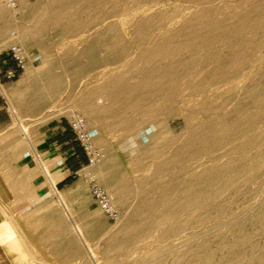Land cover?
<instances>
[{
	"label": "rangeland",
	"instance_id": "374dc122",
	"mask_svg": "<svg viewBox=\"0 0 264 264\" xmlns=\"http://www.w3.org/2000/svg\"><path fill=\"white\" fill-rule=\"evenodd\" d=\"M76 1L69 5L67 0H18V8L10 10L5 0H0V51L6 48V41L10 48L15 44L23 45L29 57L27 70L40 64L46 67L57 62L60 70L55 72L60 74L63 70L61 84L65 85L66 91L62 95L58 92L59 95L48 103L46 107H51L52 113L41 117L42 120L53 117L70 119L75 113L83 116L94 143L104 156L107 153L114 156L115 166L105 165L106 161L93 168L86 166L76 175V181L69 189L62 191L58 188L62 193H53L48 198L45 212H35L31 216L28 213L23 216L17 214L14 219L8 220L7 229L4 230L6 233L0 235V264H264V163L260 168L255 167L257 162L264 161V139L246 159L248 168L255 167L254 172L242 171L240 176L245 179L243 182L236 187H226L215 198L198 206V210L186 211L183 198L174 200V197H170L142 216L134 214L140 203L127 193L150 188L153 196L142 202L145 206L163 197L171 185L168 178L172 173L159 168H162L167 153L186 130L187 111L183 106L188 101L195 108L201 97L203 104L210 106L213 88L200 97L188 91L186 94V83L189 81L183 82L180 78L181 87L176 98L180 102H156V106L162 105L159 119L145 117L137 112L134 122L125 129L111 126L101 112L94 125V134L79 101L94 94L96 98L93 104H97L100 109L109 104L118 109L123 101L128 100L134 103L140 94L139 90L129 98L119 97L112 102L105 101V104H99L98 97L107 92L106 88L109 91V87L112 91L132 87L140 78L130 70L127 59L118 58L116 50L109 49L111 43L102 35L104 22L100 20L104 9L96 8L76 17L82 3L87 0ZM148 1L129 0L120 5L115 2L112 6H120L125 13H121L119 18L129 17V20L137 17L138 9L151 3L158 6L159 11L175 23L167 27L158 25L141 29L140 34L166 35L172 28L180 26L187 14L201 11L214 2L218 7L214 19L220 16L229 18L234 9L247 5H264V0ZM152 5L151 8H154ZM120 29L124 35L123 42L132 52L150 49L151 43L135 45L134 37L129 34L127 27L121 26ZM214 34L218 35L217 31L209 37H215ZM229 45L230 42H224L217 51L214 49L220 54L226 52ZM211 50L213 48L200 55L191 54L192 63L197 60L202 62L205 54ZM254 53L255 61L259 64L263 54L260 51ZM180 57L178 54L166 64L178 63ZM179 70L177 72L181 73ZM259 82L264 83V72H260L251 82L246 80L239 83V88L248 85L251 89ZM227 88L222 87L221 90L226 92ZM221 102H224L228 114L224 119L230 123L228 127L252 109L244 90L234 97L224 93ZM12 106L17 110L15 105ZM18 113L15 119L19 120L21 117ZM155 136L160 140L153 141L155 152L151 153V142ZM206 159L205 162L209 163L210 158ZM92 180L110 194L121 212L119 221H110L94 202ZM180 183L181 186L185 185L183 181ZM199 220H203L202 223ZM142 226H147L143 233ZM125 236L132 239L135 236L126 249L122 247Z\"/></svg>",
	"mask_w": 264,
	"mask_h": 264
},
{
	"label": "bare ground",
	"instance_id": "6f19581e",
	"mask_svg": "<svg viewBox=\"0 0 264 264\" xmlns=\"http://www.w3.org/2000/svg\"><path fill=\"white\" fill-rule=\"evenodd\" d=\"M75 1L67 0L69 5ZM128 1L87 0L82 3L76 17L96 8L104 9L100 20L104 22L102 35L111 43L109 49H115L118 58L127 59L130 70L140 78L134 86L119 91H112L110 87L108 91L106 88L107 92L98 97V103L105 104V101L112 102L119 97L129 98L132 93L139 90L137 101L134 103H130L129 100L123 101L118 109L113 104L100 109L99 106H96L97 104H93V99L96 97L94 94L92 96L90 94L81 100L82 102L79 101V106L88 117L91 130L95 134L94 125L101 112L111 126L125 129L129 123L134 122L137 112L145 117L159 119L162 105L156 106V102L173 103L174 100L176 104L180 102V100L176 101L177 92L181 87L180 78L183 79V82L184 80L189 81L188 84L186 83L187 89L184 93L188 91L200 97L213 88L211 107L203 104L202 97L196 102L198 104L195 108H193L194 104L188 103V101L183 106L187 111L185 115L186 130L167 153L162 168H159V170L163 169L172 173L168 178L171 185L163 197L153 200L150 206H145L142 202L153 196L149 187V189L145 187V190H139L136 193H127L129 197H135L140 203L138 209L133 210L138 217L148 210L156 209L162 200L170 197H174V200L183 198L186 211L191 212L206 201L215 198L226 187H236L240 182H243L245 179L240 176L242 171L252 173L255 167L260 168L264 163L263 160H260L256 166L253 164L255 167L249 168L246 164L250 152L259 148V142L264 139V83H256L251 89L248 88V85L239 88V83L246 80L251 82L260 72H264V5L261 7L247 5L234 9V13L229 18L220 16L222 18L214 19L216 11H218L216 10L218 7L215 6L216 2H214L201 11L187 14V17L181 20V25L172 28L166 35H141V29L155 28L158 25L167 27L175 21L168 19L166 14L159 11V7L152 3L154 8H151V5L142 9L137 8L140 10L138 11L139 15L135 14L137 10L134 7L133 14L137 17L132 20H129V17L127 19L119 18V15L125 12L119 8L120 6L117 8L112 6L113 3L117 2L120 5ZM141 4L143 3L141 2ZM134 5L132 4V6ZM109 6L111 8L106 10ZM230 10L233 11V9ZM32 18L35 17L32 16ZM121 26L127 27L129 34L134 37L135 45L139 46L142 43L150 45L151 43L150 49L142 50L139 53L132 52L123 42L124 35L121 32ZM216 31L218 35L214 34L215 37H209ZM178 38H182V40L177 41ZM224 42H230L228 50L217 54V49ZM211 48L214 51L207 52L202 62L197 60L196 63H192L191 54L200 55ZM256 51L263 54L259 64L254 57ZM178 54L181 55L178 63L175 61L173 64H166L170 59H175ZM178 70L181 73H178ZM55 84H57L55 85L56 89L45 92V95L41 86H36L35 92L29 99L30 109L37 111L45 108L59 93L62 95L66 91L65 85L58 82ZM257 85L259 86L257 87ZM222 87H228L227 91L223 92ZM243 90L247 92L248 104H251L252 109L243 113L242 119L233 121L228 127L227 124L230 123L224 120L228 114L224 109V102H221L223 94L229 93L234 97L239 96ZM34 94L39 96L35 97ZM22 129L24 130L23 127ZM218 136L219 140L214 141ZM155 139L160 140L157 136L152 139L151 153L155 152V142H153ZM206 158H210L209 163L205 162ZM114 159L111 153H107L103 161H106L105 165L113 167L115 166ZM179 166H181L180 169H178ZM181 181L185 182L184 186H181ZM201 221L199 223H202ZM146 228L147 226H142L141 232L143 233ZM134 238L135 236L133 239L125 236L122 240V247L128 248Z\"/></svg>",
	"mask_w": 264,
	"mask_h": 264
},
{
	"label": "crops",
	"instance_id": "0c3cea01",
	"mask_svg": "<svg viewBox=\"0 0 264 264\" xmlns=\"http://www.w3.org/2000/svg\"><path fill=\"white\" fill-rule=\"evenodd\" d=\"M8 44L6 41V48L0 51L1 73L16 70ZM57 69L60 70L57 62L46 67L40 64L26 69L15 81L0 77V235L6 233L7 221L17 214L45 212L48 198L53 193L60 195L58 188L69 189L87 166V157L76 142L69 118L42 120L52 113L51 107L37 111L29 107L36 86H41L45 95L56 89V82H62L63 70L57 74ZM16 112L19 120L15 119Z\"/></svg>",
	"mask_w": 264,
	"mask_h": 264
},
{
	"label": "built area",
	"instance_id": "2783aa9c",
	"mask_svg": "<svg viewBox=\"0 0 264 264\" xmlns=\"http://www.w3.org/2000/svg\"><path fill=\"white\" fill-rule=\"evenodd\" d=\"M5 5L10 10H16L18 8V0H5ZM12 36H15L12 33ZM10 56L12 61L16 65V70H7L5 73L0 72V77L3 75L9 81L17 80L20 75L26 71L28 67L29 57L20 44H15L10 49ZM3 88L0 80V92L2 93ZM70 127L74 133L76 142L83 149L87 157V167L93 168L101 164L104 160V153L94 143L92 135L88 129L86 119L79 115L73 114L69 119ZM38 162L43 166L40 157L37 155ZM45 170V169H44ZM91 193L94 202L99 207L100 211L112 222L119 221L121 212L113 202L108 191L96 181L92 180Z\"/></svg>",
	"mask_w": 264,
	"mask_h": 264
}]
</instances>
